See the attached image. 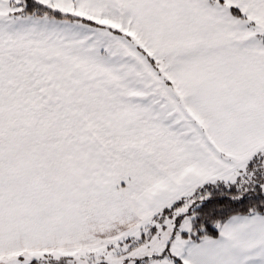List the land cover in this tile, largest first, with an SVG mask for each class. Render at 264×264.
<instances>
[{
  "label": "snow or ice",
  "instance_id": "1",
  "mask_svg": "<svg viewBox=\"0 0 264 264\" xmlns=\"http://www.w3.org/2000/svg\"><path fill=\"white\" fill-rule=\"evenodd\" d=\"M0 264H264V0H0Z\"/></svg>",
  "mask_w": 264,
  "mask_h": 264
}]
</instances>
